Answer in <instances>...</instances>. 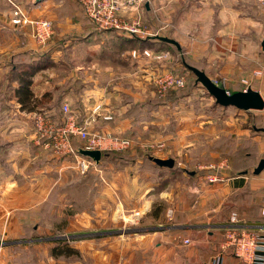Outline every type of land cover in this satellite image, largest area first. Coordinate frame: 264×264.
Here are the masks:
<instances>
[{"label": "crops", "instance_id": "0c3cea01", "mask_svg": "<svg viewBox=\"0 0 264 264\" xmlns=\"http://www.w3.org/2000/svg\"><path fill=\"white\" fill-rule=\"evenodd\" d=\"M18 1L31 16L51 18L54 30L38 43L22 26L0 24V30L23 34L14 51L9 36L0 48V240L19 241L0 246V264L26 254L30 227L36 234L45 224L57 227L59 216L67 215L95 230L122 224L133 210L141 214L130 221L134 231L122 249L129 250L130 264H154L156 256L163 257L162 264H171L172 257L174 264H208L217 254L223 264H246L222 244L233 214L241 224L264 227V169L254 171L264 138L252 136L239 108L218 104L203 87L160 94L155 77L172 59L153 61L142 49L172 46L183 59L219 65L209 72L190 60L212 78L247 79L251 68L263 64L264 3L148 0L138 15L151 34L142 37L98 28L79 0H38L40 6ZM133 17L129 11L122 21ZM156 35L174 38L180 48ZM4 59H24L25 65L12 77L16 67ZM25 80L27 88L20 89ZM197 91L215 103L202 104ZM64 101L89 131L131 137L135 150L102 153L99 162L87 156L94 165L81 173L73 155L45 146L33 127L34 112L60 118ZM72 141L79 149L85 145L76 136ZM160 143L165 146L158 156L178 158L183 167L154 161L158 156L148 153L149 146ZM212 163L222 165L210 169ZM208 173L219 179L209 181ZM86 249L84 244V256L96 252Z\"/></svg>", "mask_w": 264, "mask_h": 264}, {"label": "rangeland", "instance_id": "374dc122", "mask_svg": "<svg viewBox=\"0 0 264 264\" xmlns=\"http://www.w3.org/2000/svg\"><path fill=\"white\" fill-rule=\"evenodd\" d=\"M146 1L148 0L141 2L142 4L140 5L138 10L128 9L126 11H123L122 14H120V17L122 16L121 19L122 18L124 19V13H127L129 11L134 13V17L130 21L123 20L124 24H130L134 20V18L138 16V12L141 6ZM32 5L40 6V1L38 2V0H32ZM18 9L22 10L21 15H17L16 10ZM5 18H8L9 20L6 21ZM18 18H20V21H16L18 20ZM25 19H28V20L32 19L34 20V23L25 21ZM44 19H48L52 22V30H54V22L51 18L47 16H42V15L38 17L31 16L29 13V10L26 9L18 0H0V24L4 22L6 23L10 22L11 24L16 25L18 27L22 26L24 30L29 31V33L32 34V36L35 38L36 41H37V38L35 34L37 32V25H38L37 22L42 21ZM19 33L20 32H17V30L14 28H10V31L0 30V48L4 45L7 46L6 43L5 44L3 43V41L9 36L10 42H11V51H14L16 47L15 44L18 43L17 39L20 40V37L23 35ZM131 34H135V33H131ZM168 47L169 48L157 47V48H154V51L169 53L170 55L169 59H172V63L166 69H171L175 73L183 75L186 79V83L183 87H180L177 89L171 88V89H168L166 92H170V91L181 92L185 90L187 91L194 90L200 87L205 88L201 82L197 81V76L192 70H190L184 64V61H186L189 64H192L190 60L194 61L195 65L199 64L203 66L204 68H206L205 70H208L209 72L210 70L215 72L217 68L218 69L220 68L219 65L211 66L209 64V61L205 59H185V58L183 59V55L179 51L172 48V46H168ZM4 60L6 63H7V60L11 61L10 66L15 65L16 67L15 69H12V73H13L12 77L15 76L14 74H19V71L21 70V67H19V65L20 66L25 65L24 59H4ZM261 62H263L264 64V59H261ZM254 69L255 68H251V73H250L249 78L244 79V80H240L237 78V79H233V81H230L223 77H218L216 79L212 77L211 78L215 81H218V80L223 81L225 87L230 92H234L237 90H243L250 86L254 89L256 88L261 89L262 95L264 97V78L257 75L254 72L256 69L255 70ZM26 71H30V70L27 69ZM26 74L29 75L28 73ZM17 80L20 81V76H19V79L17 77ZM160 94H163V93H160ZM196 94H197V97L198 96L203 97L202 104L204 105L208 103H215L216 101V100L215 101L212 100L211 98L212 95L211 96L208 94L204 95L198 91ZM197 99H200V98H197ZM197 99H196V103H197ZM60 107H61L60 118H57V119H52L48 115V113L44 111H40V112L37 111L33 113L32 121H33V127L35 130V133H37V127L35 126V118L39 114L47 121L50 119L53 122V124H59L63 121L62 104ZM58 110H59V107H58ZM219 110L221 111L222 109H219ZM235 111L237 113H240L243 120L245 121V125L250 126V133L252 134V136L260 135L261 141H262V138H264V131L259 130V129L264 128V109L262 110L235 109ZM37 135H38V138H40L39 135L41 136L40 139H42L43 144L48 142V139L41 133L40 134L37 133ZM252 142L254 143V141ZM261 144L263 145L264 143H261ZM136 146L137 144H135V141H134L133 145L127 148L109 149V150L105 149L101 151L102 153H104V151H108V153L115 155L117 153H126L128 151L133 152ZM141 146L146 147L145 144L144 145L141 144ZM164 146L165 144H162V143L158 145L154 144V145L149 146V149H151L153 153L148 150L146 151H148L149 154L158 156L163 153ZM262 157H264V155H261L257 158L256 163H255L256 165ZM175 160H176L175 166L183 167V165L179 163L178 158H176ZM92 165L94 164H91L90 167ZM191 166H194V163ZM90 167L86 171H82L80 168H77V169L81 173L84 174L90 169ZM192 169H195V168H192ZM205 173H202V174H205ZM131 213L132 211L126 212L127 216H124L126 220L123 219V223L117 224L118 226L112 225L111 227L100 226L96 228H91L95 230H89L86 226H83L82 224H80V222L77 221V218L74 219L72 216L60 215L59 220H58L59 223L57 227L54 224L52 225V227L48 224H45L43 225V228L37 230L36 234H35V230H33L31 227L30 229H27L28 230L27 235L28 236L32 235V236L26 241V244H25V246L27 247L26 254L21 253L20 255H18V253H16V255H10L7 258L11 259L12 264H130V256L128 254L129 250H126L127 252L126 253V252H123L122 249L123 247L125 248L128 247L130 243L129 236H131L132 231H134V229H132L131 224H130L131 219L134 218L133 216H131ZM167 219L168 221H170V218H167ZM11 241L12 243H8L10 241L7 242V241L0 240V246L12 247L14 245H17L19 242L18 239H16V241L14 240H11ZM84 244L87 246V249H86L87 251L90 246L91 254L96 251L95 254H92L91 256H88V255L84 256L83 254ZM107 249H109V253H110L108 257H106V255L104 254V251H107ZM98 250H103V253L99 255ZM122 253L124 255H122ZM106 260H107V263L105 262ZM170 260H171V264H174L173 257L170 258ZM162 261H163L162 256H156L154 264H162Z\"/></svg>", "mask_w": 264, "mask_h": 264}, {"label": "built area", "instance_id": "2783aa9c", "mask_svg": "<svg viewBox=\"0 0 264 264\" xmlns=\"http://www.w3.org/2000/svg\"><path fill=\"white\" fill-rule=\"evenodd\" d=\"M87 16L100 29H124L139 36H146L149 31L144 27L140 15L136 16L130 24H124L120 14L128 9L138 10L141 2L145 0H79ZM264 3V0H258ZM17 15L22 14V10H16ZM20 21V18L18 20ZM34 23L32 19H25ZM36 38L39 43H45L52 35V22L48 19L37 22ZM144 56L153 61L169 59V53L154 51L151 48L142 49ZM134 57L139 52L134 49L132 52ZM257 75L264 78V64L260 65L254 71ZM155 85L158 92L165 93L168 89H177L183 87L186 79L183 75L175 73L171 69H165L155 77ZM100 105L96 107L98 109ZM63 121L59 124H53L49 119L45 120L40 114L35 118V126L37 133L44 135L48 142L45 145L52 147L61 155H73L76 158L77 166L82 171H86L91 164L92 159H88L83 155L79 148L73 144L72 138L79 137L85 141L84 148L89 149H120L133 145L134 140L130 137H123L111 133H92L83 125H81L72 112L69 102L62 103ZM111 116V115H110ZM105 117H109L106 115ZM41 138V136L39 135ZM222 163H212L208 167L210 169L221 166ZM207 179L211 182L219 179L217 173H210ZM264 213V209H263ZM140 210H134L131 221H136L140 216ZM185 243H189L190 239L185 238ZM223 247L233 251L246 264H264V227L248 226L239 223L236 214L231 216L230 224L226 227L225 239ZM208 264H223V255L217 254L212 257Z\"/></svg>", "mask_w": 264, "mask_h": 264}, {"label": "water", "instance_id": "95a60500", "mask_svg": "<svg viewBox=\"0 0 264 264\" xmlns=\"http://www.w3.org/2000/svg\"><path fill=\"white\" fill-rule=\"evenodd\" d=\"M155 37L163 41L173 43L178 48H180L178 41H176L174 38L166 35H156ZM262 47L264 50V39L262 41ZM184 64L195 73V75L197 76V81L202 83L207 91L215 98L218 104L223 106H235L239 109L244 110L264 109V97L259 90L249 86L243 90L230 92L225 87L223 81L213 80L204 70L199 69L198 67L191 65L186 61H184ZM79 151L83 155L91 157L96 162H99L101 160L102 151L100 149L81 148L79 149ZM154 161L161 166H173L175 162L173 158L161 157H155ZM262 169H264V157L260 159L254 171L255 173H259Z\"/></svg>", "mask_w": 264, "mask_h": 264}, {"label": "trees", "instance_id": "16d2710c", "mask_svg": "<svg viewBox=\"0 0 264 264\" xmlns=\"http://www.w3.org/2000/svg\"><path fill=\"white\" fill-rule=\"evenodd\" d=\"M85 11V10H84ZM161 40V39H160ZM165 42V41H164ZM24 83V84H23ZM22 84H21V86H20V89H23V88H27V84H29V81H27V80H25V82H23ZM24 94H27L25 97H24V99H26L27 97H28V93L26 92H24ZM21 96V95H20ZM105 153H108V151H104V154ZM72 250V249H71Z\"/></svg>", "mask_w": 264, "mask_h": 264}]
</instances>
